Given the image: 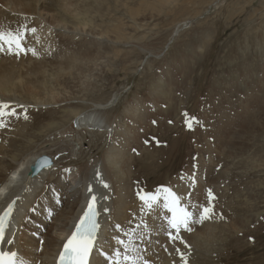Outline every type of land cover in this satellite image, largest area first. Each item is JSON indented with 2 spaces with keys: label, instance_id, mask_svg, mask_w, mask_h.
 I'll return each mask as SVG.
<instances>
[{
  "label": "rangeland",
  "instance_id": "rangeland-1",
  "mask_svg": "<svg viewBox=\"0 0 264 264\" xmlns=\"http://www.w3.org/2000/svg\"><path fill=\"white\" fill-rule=\"evenodd\" d=\"M79 1L84 4L77 13H87L92 23L89 34L76 31L83 15L62 6L53 10L68 22V30L51 26V14L6 9L11 19L41 20L51 51L64 56L91 50L68 90L58 87L56 94L38 88L44 95L59 94L57 102L49 97L48 105H22L28 119L24 110L21 122L8 121V130L23 133L13 136L19 143L13 159L0 164L2 174L8 176L18 162L39 152L53 153L51 167L45 168L51 171L34 192L39 199L59 172L68 174V193L75 186L72 172L79 175L82 167L101 165L107 157L119 156L118 171L132 191L155 193L197 172L203 174L199 182L210 180L209 173L221 174L204 190L196 185L192 200L187 193L186 202L194 201L197 211L208 204L211 189L212 220L224 230L212 245L194 248L189 264H264V0ZM52 74L46 81L55 89L53 80L59 78ZM86 113L105 121L107 131L76 123ZM66 210L62 205L59 215ZM57 215L35 237L37 264H45L48 242L58 237Z\"/></svg>",
  "mask_w": 264,
  "mask_h": 264
},
{
  "label": "bare ground",
  "instance_id": "bare-ground-1",
  "mask_svg": "<svg viewBox=\"0 0 264 264\" xmlns=\"http://www.w3.org/2000/svg\"><path fill=\"white\" fill-rule=\"evenodd\" d=\"M83 4L84 1L79 0H0V25L5 26L6 28L10 27L12 29H16L20 25H27L29 29L36 28L37 33L35 35L40 37L39 42H37L33 34L30 32L25 33L26 38L23 42V46L25 48H35L37 52L36 55H33L31 51L26 53L21 52L19 55L14 53L9 54L6 47L4 52H0V101L9 103L10 108L15 109L18 114L17 116L5 117L7 123L8 121L21 122V114L24 110H26L21 107L22 105L38 103L48 105V103H51L49 97L56 100V98L59 97V94L56 96L54 94L50 96L44 95L41 94V90H39L40 93H38V88H42L43 91L55 90V92L58 87H64L63 90L68 88V84L70 83V79H72L75 70L80 68L79 62L85 59L87 54H90L91 49L86 50L85 48L84 51L78 50L79 52L77 53H70L67 51L69 53H65L64 56L59 52L60 50L57 51L56 49V51L53 50V52L51 51L52 49L49 43L48 28L43 29L39 27L40 24L43 23L41 20L31 22L24 20L23 17L11 19V16L6 9L10 8L12 11L23 13L25 15L38 14L39 17H41L42 12L47 15L51 14V17L48 19L51 26L55 25L57 27L62 25V28L68 30L67 28L69 24H65L67 21L64 23L62 20L63 17H58V15L55 14V11L53 10L54 7L62 6V8L64 7V9L61 8L63 11L67 10L77 13L82 9ZM141 5L143 6V4ZM144 6L146 7V5ZM135 13L136 12L131 13L134 20H136L135 15H137V13ZM81 14L84 19L78 20V22H80L78 23L76 31L87 33L88 30L86 31V28L88 27L89 29L92 27L90 26L92 23L86 21V19H88L85 18L87 13H77L75 16L80 17ZM90 33H93V31ZM100 35H102V33ZM118 38L122 39L121 37ZM52 42H54V40ZM82 45L84 46L85 43ZM54 47H56V45ZM61 56L62 59H60ZM52 73L55 75L57 74L58 76H56L59 78L58 81L54 78L56 80V82L53 80L55 85H52L54 86L50 84L53 88L55 87V89H50V87H48L49 81H46L48 76ZM38 80H41L39 84ZM57 93L58 91L56 94ZM63 98L65 99V97ZM59 99L60 98L57 100ZM64 99L61 101L67 100ZM77 119L79 120L76 123H79L82 126L86 125L91 128L96 127V132L102 131L105 133V131H107L104 126L107 125V123L95 114L86 113L79 116ZM7 123L6 127L0 129V133L6 135V137L2 138V141L0 140V164L2 165L6 164L7 157H9V159H13L14 149L19 143L13 136H18V134L21 135L20 133H23L22 131L17 133L16 130H8L7 127L9 124ZM21 125L20 123L19 125L17 124L18 127ZM14 128L16 127L14 126ZM46 152L45 154L39 152L38 155L30 156L29 158L18 162L19 165L11 170L10 174L6 177L0 170V213L3 212V210L7 207V204L12 199L19 197L12 213L10 226L8 227L5 238L1 244V250L16 251L21 259H25L30 262V264H37L39 259L38 241H35V237H38L40 232L43 233L44 230L50 226L47 221L51 215H59L60 208L62 205H65V207H69V210H66L67 212L61 211V215H59V217L57 215L58 218H56V221H58V237L53 239V242H48L50 251L49 254L42 255V257L44 256L46 259L45 264H57V259L60 251L62 250L63 243L66 242L67 238L71 235L75 224L78 222L79 217L83 214L92 196L96 197L95 204H97L100 209L101 227L93 249L90 264H108L100 253L107 252L111 255L115 248L121 247L116 244L114 239L117 236L121 239L127 240V237L124 236L123 232L116 229L115 226L117 224L121 225L123 230L128 231L130 229H135L136 226L141 223V219L143 218V220L149 225L152 229L150 238L145 239L143 243L137 240L136 243L141 248H147V251L144 252L143 255L150 261V264H183L180 255L176 251L177 248L180 249V252L186 255L187 264H189L191 252L193 253L194 248L196 249L202 248V246L206 247L212 245L213 242L220 239L219 235H221L224 231L220 221L216 219L212 220V217L202 224L192 225L193 230L191 232L184 231L183 229L181 230L180 235L189 247H185V244L181 243L179 240L170 242L168 236H166L164 231L161 230V226L167 228V222L163 217L165 214L169 216L171 214L167 213V210L163 208L162 202L161 206L156 208L151 213L141 211L144 205L137 193L139 192L141 195H144L146 194V189L132 191L130 183L129 185L124 184V174L122 176V174L118 171L120 169L118 161L119 156H115V158L107 157L105 160L106 163L101 165L90 162L87 167L84 166L78 170L79 175L72 172L71 176L74 177L72 181L75 180V186H71L68 192L69 195L66 191V188L68 187V183L66 181L68 174L65 171H61L58 173L53 183L48 187L47 191L42 195V198H34V192L43 182L44 175L51 171L45 169L47 165L39 168L36 167L37 162L43 160L44 158H47V161L49 162L50 157H55L53 153ZM14 160H16V157H14ZM4 167H6V165ZM97 173H99V176H97ZM132 174L133 172L130 171L129 177H131ZM198 175L203 174L197 172L195 176L192 174L188 176L187 179H181L167 188H170L181 197L182 204H188L186 202L188 191H191L192 200L193 194H196V185L199 184L201 190H204L207 188L206 182L209 186V184L215 182L214 177L217 178V182H219L220 176L223 177L221 174L209 173L211 180L210 183L209 179L205 182L204 177L202 181L199 182V179L197 178ZM129 177L127 178L128 182L130 180ZM21 180L25 181V186L21 185ZM101 181L106 183L108 187L105 188ZM114 186L120 188V190H115L114 193ZM26 187H28L27 190H25ZM89 187L92 188L91 193L88 191ZM79 203L80 205H78ZM188 205L191 206L196 204L193 201ZM108 207H110L111 210H109ZM76 208H78L77 211ZM34 209L37 210L38 214L40 212L41 213L39 215H34ZM190 210L196 212V209L191 207ZM43 218L45 220H43ZM40 229L42 231H39ZM143 231V228L137 229V235ZM173 234H175L174 230ZM9 241H11V243H9ZM157 241H159V243H157ZM165 247L167 248V251H165Z\"/></svg>",
  "mask_w": 264,
  "mask_h": 264
},
{
  "label": "snow or ice",
  "instance_id": "snow-or-ice-1",
  "mask_svg": "<svg viewBox=\"0 0 264 264\" xmlns=\"http://www.w3.org/2000/svg\"><path fill=\"white\" fill-rule=\"evenodd\" d=\"M30 32L33 34L39 42L40 37L36 36V28H28L27 25H20L16 29L10 27L6 28L0 25V52L5 51L9 54L19 55L21 52L31 51L33 55H36L35 48H25L23 42L25 40V33ZM23 107V106H21ZM15 109H11L9 103L0 101V129L6 127L5 117L17 116ZM24 119H28L26 110ZM195 121V118H192ZM187 122V121H186ZM188 127L191 128L192 124L188 123ZM47 165L51 167L50 162L47 158L38 161L36 167H44ZM99 176V173H97ZM15 179V177H14ZM105 188L108 187L106 183L101 181ZM88 191L91 193L92 188L89 187ZM208 204L200 205L196 212L190 210V207L197 209V205H188L181 203V197L173 192L170 188L161 187L158 188L155 193H146L141 195L139 192L137 195L143 201V208L141 211H147L151 213L156 208L162 206L167 210V213L171 215H164V220L167 222V228L161 226V230L168 236L170 242L179 240L185 244V247H189L180 235L181 230L191 232L193 230L192 225L202 224L205 221L212 218L214 213V206L212 201L215 200V196L211 189H208ZM19 197L12 199L7 207L0 213V241L4 239L5 228L12 216L15 209L16 201ZM96 197L92 196L89 200L83 215L79 217L78 222L75 224L74 230L71 235L67 238L66 242L63 243L62 250L59 253L58 264H88V257L97 240L98 230L100 224L97 221L98 213L95 206ZM116 229L122 231L127 240L121 239L119 236L115 237L117 245L121 247L115 248L111 255L107 252H101L100 254L108 262V264H150L143 253L147 251V248H141L137 245L136 241L139 240L141 243L145 239H149L151 236L152 229L149 225L141 219V223L136 226L135 229L125 231L121 225L117 224ZM143 228L144 231L137 235V229ZM173 230L175 234H173ZM11 243V241H9ZM42 243V242H41ZM159 243V241H157ZM122 249V250H121ZM165 251L167 248L165 247ZM180 255L183 264H187V257L184 253L180 252V249H176ZM0 264H30V262L19 257L16 251H3L0 250Z\"/></svg>",
  "mask_w": 264,
  "mask_h": 264
}]
</instances>
